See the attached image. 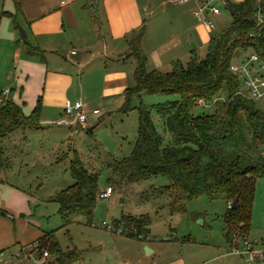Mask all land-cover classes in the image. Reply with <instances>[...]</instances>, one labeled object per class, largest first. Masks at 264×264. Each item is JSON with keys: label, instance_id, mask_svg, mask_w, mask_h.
I'll return each instance as SVG.
<instances>
[{"label": "trees", "instance_id": "1", "mask_svg": "<svg viewBox=\"0 0 264 264\" xmlns=\"http://www.w3.org/2000/svg\"><path fill=\"white\" fill-rule=\"evenodd\" d=\"M13 1L15 14H5L16 23L21 5ZM224 7L233 21L212 37L206 56L194 55L187 65L177 61L170 72L149 69L142 50L145 28L132 34L122 58L136 63L134 85L124 92L120 112L127 115L138 111V139L129 158L110 160L107 167L108 187L113 192L166 177L168 202L163 205L172 214L185 213L187 205L202 196L225 201V238L233 248L241 238L248 239L257 182L264 178V113L255 106V100L242 93L241 81L231 67L248 50L264 64V21L257 20L258 13L264 15V0H224ZM25 44L28 53H38V48ZM144 95L179 97L152 107L163 120L162 134L142 101ZM135 98L140 101L138 107L133 104ZM201 103L213 107V113L193 115ZM41 106L39 100L27 116L14 101L0 100V168L10 162L4 147L7 139L17 132L42 129ZM92 131L87 134L91 136ZM70 165L75 183L53 199L59 207L61 229H67L79 216L91 223L102 193L98 174L90 172L77 153ZM236 198L238 205L234 209ZM113 226L122 229V234L140 238L150 233L151 221L146 216L123 215ZM37 242L39 252L47 250L51 255L48 264L81 261L77 249H61L54 232H44Z\"/></svg>", "mask_w": 264, "mask_h": 264}, {"label": "rangeland", "instance_id": "2", "mask_svg": "<svg viewBox=\"0 0 264 264\" xmlns=\"http://www.w3.org/2000/svg\"><path fill=\"white\" fill-rule=\"evenodd\" d=\"M4 5L5 0H0V17ZM216 6L219 7L221 14L217 17L207 16L208 21L215 26L214 35L222 33L233 21L232 14L221 0L216 2ZM18 23L16 22L17 28ZM18 35V39L21 40L20 33ZM15 49L14 43L0 40V92L10 86L6 82V73L8 66L11 67V55ZM207 51L208 45L200 47L196 55L203 58ZM251 54L252 50L246 52V55ZM190 60L191 57H186L180 61L187 65ZM239 62L240 59L237 58L234 63ZM130 63L135 65L133 60L129 61ZM172 69L173 66L160 71L170 72ZM255 70L260 72L259 64H255ZM261 74L264 77L263 71ZM133 85L131 79V86ZM178 99L179 97L175 95L143 96L142 101L151 110L159 133L162 134L164 131L163 120L152 107ZM133 104L138 107L140 101L135 98ZM121 106L122 103L117 102L103 107L95 105L92 108H99L100 115L89 114L90 127L75 135L72 134L71 139L67 137L68 133L71 134L69 130L46 121L41 123L42 129L39 131L17 132L5 141V152L10 162L8 166L0 168L1 246L14 255L22 250L27 254H36L40 246L37 238L44 232H54L64 252L71 251L74 247L82 252V261L79 264H105L107 261H114L116 251L122 252L124 247L116 242L123 238L114 231L116 235L105 230L102 225L106 223L112 226L122 215L130 214L150 219V238L153 242L169 245L172 238L178 237L179 242L186 238H194L199 243L207 242L214 246V257L231 251L230 256L216 257L211 264H264L263 256H258L250 262L249 256L243 254L245 245L240 244L232 250L226 244L223 229L228 206L225 201H211L202 196L190 202L185 213L172 214L169 208L163 205L168 202L165 187L169 185L164 176L140 185L115 189L111 198L99 200L91 223L87 218L79 216L67 229H61L59 207L53 199L75 183L70 165L74 153L80 156L90 172L98 174L99 187L104 192L109 186L108 162L113 159L129 158L133 152L138 139L139 114L134 110L124 115L120 112ZM255 106L264 113L263 100H255ZM213 111V107L201 103L194 109L193 115L212 114ZM90 129H93L91 136L87 134ZM2 213L4 216H1ZM245 243L253 244L254 252L264 255V178L257 182L251 230L248 239L243 238V244ZM102 246L105 250L103 252ZM46 251L40 250V256ZM50 259L49 254L45 264H48Z\"/></svg>", "mask_w": 264, "mask_h": 264}, {"label": "crops", "instance_id": "3", "mask_svg": "<svg viewBox=\"0 0 264 264\" xmlns=\"http://www.w3.org/2000/svg\"><path fill=\"white\" fill-rule=\"evenodd\" d=\"M17 1L21 5L17 22L28 38L25 41L18 39L16 23L5 14H15V4L13 0H5L0 17V40L14 43L16 49L11 55L12 68L8 66L6 73V82L10 86L5 90L10 92L4 97L5 90L1 91L0 100L14 101L27 116L41 100V123L50 121L69 130L68 139L90 127L89 114L100 115L94 113L99 109L92 108L95 105L103 107L124 103V92L131 87V79L134 82L136 63L122 56L128 51L133 33L145 28L142 50L151 70H165L181 59L196 55L198 48L209 45L215 36V29L205 26L194 15L202 0L182 4H176L177 0ZM210 15L218 16L206 13L204 18ZM25 42L38 48V53H28ZM247 56L242 53L238 57L239 64ZM131 60L135 65L129 64ZM78 100L83 101L86 107L87 121L84 125L65 115L66 107ZM225 231L224 223L223 237L233 250L241 244L242 238L239 245L232 248L225 238ZM150 234L151 229L146 237L140 238L119 234L123 239L116 242L121 243L124 249L116 251L114 261L105 264H211L216 257L231 255L230 251L214 257V246L207 242L199 243L194 238L181 242L178 237L172 238L167 245L153 242ZM1 245L0 241V248L9 251ZM243 254L249 256L250 262L258 256L264 257L261 254Z\"/></svg>", "mask_w": 264, "mask_h": 264}, {"label": "built area", "instance_id": "4", "mask_svg": "<svg viewBox=\"0 0 264 264\" xmlns=\"http://www.w3.org/2000/svg\"><path fill=\"white\" fill-rule=\"evenodd\" d=\"M192 0H177L176 4L186 3ZM219 0H202L197 11L194 12V15L201 19L202 23L209 27L210 29H215L213 23L204 18L206 13L213 15H220L221 11L216 6V2ZM224 3V0H221ZM257 20L259 23H263L264 15L262 13L257 14ZM252 36V35H250ZM75 54V53H74ZM255 64L260 65V72L255 70ZM232 72L240 79L241 81V91L252 100H263L264 101V77L261 74V71L264 72V64L260 61L259 57L256 54H251L247 56L246 60L240 64H233L231 67ZM9 90L6 89L3 92V96L6 97L9 94ZM95 114H99L100 111H94ZM65 115L81 125H84L87 121L86 107L83 101L78 100L72 105H68L65 109ZM113 194L112 188L108 187L104 192L101 193V200H108ZM0 198V209L2 208ZM102 228L109 232H116L122 234V229H115L114 226H109L104 223ZM245 252L253 256L257 255L254 252V245L250 243H245ZM38 257L35 260V254H27L23 250L14 255L6 250L0 249V264H45L46 260L49 258L48 251L43 252L40 256L38 251Z\"/></svg>", "mask_w": 264, "mask_h": 264}, {"label": "water", "instance_id": "5", "mask_svg": "<svg viewBox=\"0 0 264 264\" xmlns=\"http://www.w3.org/2000/svg\"><path fill=\"white\" fill-rule=\"evenodd\" d=\"M18 30H19V33H20V37H21V40L25 41L27 40L28 36H27V33L26 31L21 27V25L18 23ZM238 205V198H236L233 203H232V208H236ZM2 216H4V213L1 214ZM243 243V238L241 240V244ZM38 257V253H36L34 255V259L36 260Z\"/></svg>", "mask_w": 264, "mask_h": 264}]
</instances>
